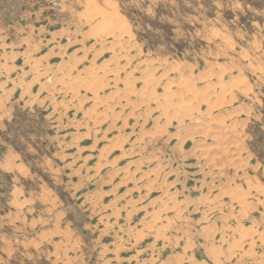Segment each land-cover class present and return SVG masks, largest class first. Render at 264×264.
Masks as SVG:
<instances>
[{
    "label": "rangeland",
    "instance_id": "1",
    "mask_svg": "<svg viewBox=\"0 0 264 264\" xmlns=\"http://www.w3.org/2000/svg\"><path fill=\"white\" fill-rule=\"evenodd\" d=\"M0 264H264V0H0Z\"/></svg>",
    "mask_w": 264,
    "mask_h": 264
},
{
    "label": "bare ground",
    "instance_id": "2",
    "mask_svg": "<svg viewBox=\"0 0 264 264\" xmlns=\"http://www.w3.org/2000/svg\"><path fill=\"white\" fill-rule=\"evenodd\" d=\"M95 12V11H94ZM114 22V21H113ZM106 24L104 23L103 24V26H105ZM102 28V27H101ZM105 28V27H104ZM108 29V28H107ZM103 31V30H102ZM105 32V31H104ZM109 32V31H108ZM102 34V33H101ZM230 42V41H229ZM225 44V43H224ZM244 52V51H243ZM232 81V80H231ZM237 82H239V81H237ZM237 82H236V84H237ZM150 83V82H149ZM232 83V82H231ZM234 85V84H233ZM235 86V85H234ZM237 87V86H236ZM228 88H229V86H228ZM230 89V88H229ZM227 92V91H226ZM131 93V92H130ZM231 95V94H230ZM175 96V95H174ZM167 97V96H166ZM192 100V99H191ZM186 102V101H185ZM188 102V101H187ZM186 102V103H187ZM181 103V102H180ZM183 103V102H182ZM172 106V105H171ZM185 107H186V105H185ZM187 108V107H186ZM184 110V109H183ZM189 110V109H188ZM219 129H220V127H219ZM214 130V129H213ZM219 135V134H218ZM243 231V230H242ZM242 233V232H241ZM242 236V235H241Z\"/></svg>",
    "mask_w": 264,
    "mask_h": 264
}]
</instances>
